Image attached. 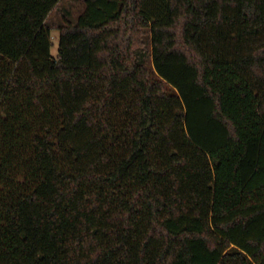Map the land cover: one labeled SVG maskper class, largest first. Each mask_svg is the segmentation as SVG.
Returning <instances> with one entry per match:
<instances>
[{
  "label": "trees",
  "instance_id": "1",
  "mask_svg": "<svg viewBox=\"0 0 264 264\" xmlns=\"http://www.w3.org/2000/svg\"><path fill=\"white\" fill-rule=\"evenodd\" d=\"M60 1L0 0V264H264V0H85L54 57Z\"/></svg>",
  "mask_w": 264,
  "mask_h": 264
},
{
  "label": "rangeland",
  "instance_id": "2",
  "mask_svg": "<svg viewBox=\"0 0 264 264\" xmlns=\"http://www.w3.org/2000/svg\"><path fill=\"white\" fill-rule=\"evenodd\" d=\"M85 8V0H61L48 16L46 22L52 28V55L54 57H57L59 53V28L63 25L76 23L79 16L84 12ZM144 42L145 44L142 49V57L140 62L147 66L151 72V78L156 80L158 77L153 67L151 57V35L148 29L145 30ZM170 90L173 91L172 88H170Z\"/></svg>",
  "mask_w": 264,
  "mask_h": 264
}]
</instances>
